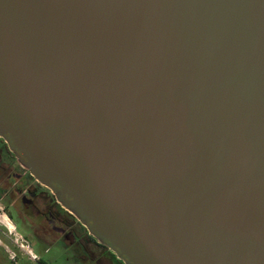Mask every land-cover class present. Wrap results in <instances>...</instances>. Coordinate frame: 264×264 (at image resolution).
Instances as JSON below:
<instances>
[{
  "label": "water",
  "instance_id": "1",
  "mask_svg": "<svg viewBox=\"0 0 264 264\" xmlns=\"http://www.w3.org/2000/svg\"><path fill=\"white\" fill-rule=\"evenodd\" d=\"M0 138L122 264H264V0H0Z\"/></svg>",
  "mask_w": 264,
  "mask_h": 264
},
{
  "label": "flooded vegetation",
  "instance_id": "2",
  "mask_svg": "<svg viewBox=\"0 0 264 264\" xmlns=\"http://www.w3.org/2000/svg\"><path fill=\"white\" fill-rule=\"evenodd\" d=\"M0 196V203L11 208L10 218L29 224L36 241L34 245L38 244L45 252L51 247L69 252L75 264H122L105 246L89 236L47 188L20 166L1 138ZM36 228H42L43 235L38 234ZM39 263L42 264L41 259Z\"/></svg>",
  "mask_w": 264,
  "mask_h": 264
},
{
  "label": "rangeland",
  "instance_id": "3",
  "mask_svg": "<svg viewBox=\"0 0 264 264\" xmlns=\"http://www.w3.org/2000/svg\"><path fill=\"white\" fill-rule=\"evenodd\" d=\"M14 199L15 196L12 197ZM3 207L0 203V264H40L39 259L42 264H75L69 252L55 247L45 252L38 244L34 245L36 241L30 225L14 221L9 217L11 208ZM6 223L10 224L11 229ZM36 230L43 235L42 228Z\"/></svg>",
  "mask_w": 264,
  "mask_h": 264
},
{
  "label": "bare ground",
  "instance_id": "4",
  "mask_svg": "<svg viewBox=\"0 0 264 264\" xmlns=\"http://www.w3.org/2000/svg\"><path fill=\"white\" fill-rule=\"evenodd\" d=\"M7 223H8V222H7ZM7 223H6V226H8V228H9V229H11V226H10V224H7Z\"/></svg>",
  "mask_w": 264,
  "mask_h": 264
},
{
  "label": "trees",
  "instance_id": "5",
  "mask_svg": "<svg viewBox=\"0 0 264 264\" xmlns=\"http://www.w3.org/2000/svg\"><path fill=\"white\" fill-rule=\"evenodd\" d=\"M9 217H10V215H9ZM16 225V224H15Z\"/></svg>",
  "mask_w": 264,
  "mask_h": 264
}]
</instances>
